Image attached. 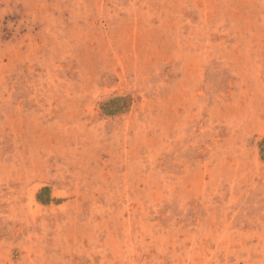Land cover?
<instances>
[{
	"label": "rangeland",
	"instance_id": "1",
	"mask_svg": "<svg viewBox=\"0 0 264 264\" xmlns=\"http://www.w3.org/2000/svg\"><path fill=\"white\" fill-rule=\"evenodd\" d=\"M0 264H264V0H0Z\"/></svg>",
	"mask_w": 264,
	"mask_h": 264
}]
</instances>
